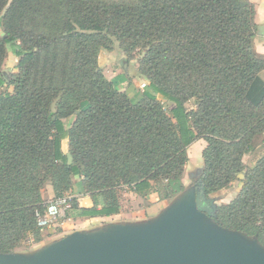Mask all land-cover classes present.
<instances>
[{
    "label": "trees",
    "instance_id": "1",
    "mask_svg": "<svg viewBox=\"0 0 264 264\" xmlns=\"http://www.w3.org/2000/svg\"><path fill=\"white\" fill-rule=\"evenodd\" d=\"M0 29V253L39 242L47 185L56 198L75 188L91 199L88 209L71 200L73 220L119 214L124 188L172 199L199 140L206 197L243 176L214 223L264 247V154L243 163L264 144V57L249 0H0ZM114 41L140 53L147 86L137 101L116 89L124 77L107 80L98 66ZM7 46L18 61L5 82Z\"/></svg>",
    "mask_w": 264,
    "mask_h": 264
},
{
    "label": "water",
    "instance_id": "2",
    "mask_svg": "<svg viewBox=\"0 0 264 264\" xmlns=\"http://www.w3.org/2000/svg\"><path fill=\"white\" fill-rule=\"evenodd\" d=\"M178 195L147 222L74 232L34 252L0 253V264H264L256 238L214 223L215 207L201 188Z\"/></svg>",
    "mask_w": 264,
    "mask_h": 264
},
{
    "label": "rangeland",
    "instance_id": "3",
    "mask_svg": "<svg viewBox=\"0 0 264 264\" xmlns=\"http://www.w3.org/2000/svg\"><path fill=\"white\" fill-rule=\"evenodd\" d=\"M0 35H2L1 29H0ZM139 54L140 53L135 52L131 56H126L119 48L118 43L114 41L112 49L110 51L102 50L99 53V57H98V66L107 80L114 79V81H116L117 76H120L122 74L126 75L128 82H126L124 85H120V83H115V85H116V89L125 92L132 101H137L138 99H140L143 90L145 89V85L147 86V82L145 78L137 73V65H138L137 61L140 58ZM5 61L6 62H4V68L1 71L2 79L3 78L7 79L10 76V74L12 73V69L15 67L18 61V59L14 56L10 46H7V56ZM160 102L168 111L170 110L171 105L166 104L163 100H161ZM186 107L188 109L192 108L193 103L188 102L186 104ZM188 152L191 159V164L187 170L189 172V175H193L195 171H197V175L194 178H190L188 180L187 186L189 190H193L194 192H196L200 189L199 178L201 176V172L203 168L201 152L199 150L198 145H196L195 147L194 146L191 147ZM263 154H264V144L256 148L251 154L244 156L243 163L245 164L246 167H251ZM77 181L78 178H73L74 183H76ZM240 187H241L240 180H236L231 184L229 188L221 190L215 194H212L208 196L207 199L211 200V205L213 207H217L219 205L229 203L238 193ZM68 194L69 193L64 194L63 196H66ZM43 198L45 200L46 205L52 200L56 199L49 185H47L43 191ZM121 201L125 206L124 210L126 212L132 211L134 209L141 210V209L151 208L152 206L157 205L158 207L154 211V213L153 212L150 213V215L153 214V217L158 215L163 208L167 207L171 203V202L169 203L163 201L156 202L154 197H148L146 199H142L138 201V199H135L133 196H130V194L128 197H125L123 196V194H121ZM66 219L69 218H66L64 211L61 214V216L57 219V224L55 227L47 228L44 229L43 231L38 232L39 242H35L36 239L35 236L33 235L29 236L27 240H25L21 244V247L15 252L18 253L34 252L53 242L62 239L63 237L69 234H72L74 232L85 231L87 228V225H81L80 223L81 220H75L74 222L68 221V226L62 229L60 227L61 223Z\"/></svg>",
    "mask_w": 264,
    "mask_h": 264
},
{
    "label": "crops",
    "instance_id": "4",
    "mask_svg": "<svg viewBox=\"0 0 264 264\" xmlns=\"http://www.w3.org/2000/svg\"><path fill=\"white\" fill-rule=\"evenodd\" d=\"M249 2L254 7V22H255V24L257 25V27L264 26V0H249ZM254 50H255L257 55H259L260 57H264V36H257L256 37V39L254 41ZM3 68H4V65L2 67V70H3ZM13 70L14 69H12V72H13ZM261 75L264 77V71L261 73ZM119 77H124V82L120 83V85H124L126 82H128L126 75L122 74L120 76H117L116 80H118ZM3 80L6 82L8 80V78L7 79L3 78ZM111 81H114V79ZM119 91H121V90H119ZM196 145L199 146V150H200L201 154H202V151L206 147V143L202 140H199V141L192 143L186 149L188 162H187V165L185 167L183 178H182V183L184 185L185 190L188 189V186H187L188 180L190 178H194L197 175V171H195L193 175H189V172L187 170L191 164V159H190L188 151L190 150L191 147H193V146L195 147ZM61 149H62L63 153H65L66 155L69 154L68 153L67 140L62 141ZM202 165H203V163H202ZM198 176H199V173H198ZM78 181H79V178H78ZM71 195L74 198H76L77 203L81 208H87L88 209V208H91L93 206L91 199L88 196L80 197L79 195H77L75 193V188H73V192H71ZM130 196H133L135 199H138V201L142 200L141 198L134 196L132 193H130ZM178 196L179 195L173 197L172 199H170L168 201H163V202H169L170 203L174 199H176V197H178ZM121 204H122V210L117 215L110 216V217H95V218H91V219H79V220H81L80 223H81V225H87V228L85 230L86 232L101 229V228H103L109 224H140V223L147 222L150 219L154 218L153 214L150 215V213H152V212L154 213V211L158 207L157 205H155V206H152L151 208H146V209H141V210L140 209H136V210L134 209L132 211L126 212L124 210L125 206L123 205L122 201H121ZM66 220L61 223L60 227L62 229H64V227L68 226V221H72V222L75 221L73 219H66Z\"/></svg>",
    "mask_w": 264,
    "mask_h": 264
},
{
    "label": "built area",
    "instance_id": "5",
    "mask_svg": "<svg viewBox=\"0 0 264 264\" xmlns=\"http://www.w3.org/2000/svg\"><path fill=\"white\" fill-rule=\"evenodd\" d=\"M123 196L128 197L130 191L127 188L121 192ZM74 197L71 194L66 196H62L56 198L49 202L42 213L38 212L36 214L37 218V228L39 231H43L44 229L55 227L57 223V219L61 216V214L70 207L71 200Z\"/></svg>",
    "mask_w": 264,
    "mask_h": 264
}]
</instances>
